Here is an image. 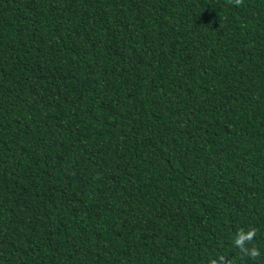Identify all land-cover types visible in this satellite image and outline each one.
Here are the masks:
<instances>
[{
    "label": "trees",
    "instance_id": "trees-1",
    "mask_svg": "<svg viewBox=\"0 0 264 264\" xmlns=\"http://www.w3.org/2000/svg\"><path fill=\"white\" fill-rule=\"evenodd\" d=\"M220 256L264 264V0H0V264Z\"/></svg>",
    "mask_w": 264,
    "mask_h": 264
},
{
    "label": "clouds",
    "instance_id": "clouds-1",
    "mask_svg": "<svg viewBox=\"0 0 264 264\" xmlns=\"http://www.w3.org/2000/svg\"><path fill=\"white\" fill-rule=\"evenodd\" d=\"M234 3L235 5L239 6L243 4V0H234ZM256 231L257 230L255 228H249L247 231L242 228L238 229L233 240L234 246L238 248L241 253L253 259L258 257L260 255V252L255 247L248 248L246 247V245L252 242V240L256 236ZM218 260L220 264H229V262L223 256L218 257ZM210 264H217V259L211 260Z\"/></svg>",
    "mask_w": 264,
    "mask_h": 264
}]
</instances>
